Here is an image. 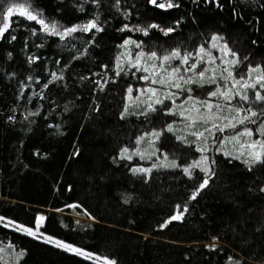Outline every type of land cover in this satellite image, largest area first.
I'll return each instance as SVG.
<instances>
[{
    "label": "trees",
    "instance_id": "trees-1",
    "mask_svg": "<svg viewBox=\"0 0 264 264\" xmlns=\"http://www.w3.org/2000/svg\"><path fill=\"white\" fill-rule=\"evenodd\" d=\"M9 2L0 0V10ZM162 2L166 0H157ZM172 3L178 7L160 8L150 0H32L46 21L62 26L60 31L90 20L101 29L77 31L64 40L41 31L19 10L7 20L0 16V28L8 25L0 37V264H102L101 257L116 264H264V193L260 192L264 165L249 171L242 161L250 150L241 148L264 139L256 132L258 124L247 125L253 136H242L229 146L226 141L218 149V141L244 126L215 131L213 139L205 131L213 122L186 127L191 121L179 115L178 107L190 108L192 101H185L191 95L201 102L196 107L203 108L216 85H185L191 93L162 88L139 79L149 75L143 68L151 71L157 60L144 56L137 65L140 71L132 67L141 51L164 55L176 48L192 52L205 45L215 57L241 61L234 72L237 78L247 73L249 65L264 68V0ZM152 24L159 28H149ZM125 25L128 28L121 31ZM137 27L148 34L136 31ZM169 27L175 31L167 36L160 31ZM213 35L223 37L219 45L227 43L237 57L211 48ZM117 57L123 69L119 75ZM29 58L34 62L29 63ZM216 64L231 67L220 60ZM52 73L62 79L49 84ZM258 75L254 73L250 82ZM149 87L160 89L154 99L164 100V93L170 92L176 94L174 101L140 102L137 91ZM214 99L216 124L223 126L237 117L222 97ZM149 103L157 111L141 115ZM168 109L176 114H166ZM169 124L172 132L165 131ZM154 130L162 132L158 139L145 135ZM197 131L208 137L209 150L204 154L209 164L215 161V175L190 199L203 173L195 169L189 178L181 167L159 165L164 154L182 166L200 157L197 148L204 146V140L191 135ZM141 136L139 152H159L163 159L155 161L158 167L150 174L134 175L132 169L139 161L131 151H137ZM124 148L131 159L119 158ZM238 155L240 159L233 158ZM179 213H183L179 219H171ZM38 216L44 217L39 229ZM17 225L33 229L35 235ZM45 237L93 255L70 252L46 243ZM18 253L23 255L17 257Z\"/></svg>",
    "mask_w": 264,
    "mask_h": 264
},
{
    "label": "snow or ice",
    "instance_id": "snow-or-ice-1",
    "mask_svg": "<svg viewBox=\"0 0 264 264\" xmlns=\"http://www.w3.org/2000/svg\"><path fill=\"white\" fill-rule=\"evenodd\" d=\"M150 2L160 8L178 7V5L172 3V0H166V3H157V0H150ZM117 3H119V0H117ZM16 10H20V16L26 17L27 20L34 21L36 24L40 25L41 31L46 32L49 35L59 36L61 40H64L66 36H71L72 33H75L77 31L87 32L91 29L101 31V29L97 27L95 20H90L87 22V24L75 25L70 28H65L63 31H60V28L62 26L55 21H46L43 17V12L35 9L32 4V0H10V2L7 4L6 9L0 10V16L7 20L9 16H11ZM148 27L159 28V25L152 24ZM7 28V24H5L3 28H0V37L3 36V33ZM127 28L128 25H125L124 28L121 29V31ZM135 30L143 31L145 35L148 34L147 29H141L137 27ZM160 31H162L164 35L167 36L169 33L174 32L175 29L171 27L167 29L161 28ZM33 34H36V29H33ZM12 39L14 40L16 39V37L13 36ZM222 40L223 37L213 35L211 37V48H218L219 51L224 53V56L231 55L232 57H237V53L228 48L227 43H224L222 46L219 45V42ZM128 43L129 41H125V44ZM137 47H139V45H137ZM144 56H147L148 60L158 61V63L151 65V71L148 67L143 68V71L149 73V75L139 77V79H143L145 81H148L150 77H152L150 81L151 84H159L162 88L174 87L177 90L187 91L189 93L192 92V88L184 87L185 85H198L200 87H203L205 84L216 85L215 90L209 93V97H222L225 101L228 102L229 111H235L237 117H239L238 119L237 117H232L231 119H228L227 123H224L223 126L216 124L214 121L219 117H217L216 113L212 112L213 105L211 103H208L207 101L202 102L206 106L208 111L201 112L200 109L196 107V105L201 102L196 100L191 95H189L188 99L185 101V103H188V101H192L190 108H184L183 105H180L178 107L181 109L179 115L183 116L185 120L191 121V124L186 125V127H192L198 121L204 123L210 121L213 122L212 128L205 129V131L209 133V135L213 136V138H215L213 130L224 133L226 129L235 130L237 128V125L244 126L242 131L234 132L230 137H225L224 140H220L217 145L218 149L221 148L226 141H239V138L242 136H253V129L247 127L248 124H258L256 132L260 137H264V68H261V66L253 67L249 65L247 73L244 75H240L239 78H237V76L234 75V72L241 61L238 58L224 61L223 56H213L211 50L208 49L205 45L199 46L198 49L192 52H182L180 48H176L164 55H158L156 51H152L151 53H145L141 51L135 54L136 63L132 65V67H135L137 71L141 70L139 67H137V65L140 63L141 59ZM205 57H207V59H205ZM119 59L120 58L117 57L118 68ZM245 59H247V57H245ZM177 60L179 61V63L174 65L172 62ZM217 60H220L221 63H226L231 67H221L220 64H216ZM189 61L192 62L189 63ZM32 62H34V58H29V63ZM122 70V68H119L116 74L119 75L120 71ZM188 73H190L191 75H186ZM217 73H219V75H217ZM254 73H259V75L256 77L255 82H250ZM157 76L159 77V79L156 78ZM29 79H31V77H29ZM58 79H62V77L57 76L55 73H52V80H49L48 83L51 84L53 83V81ZM219 81H223V83L220 84ZM96 83L100 85L101 88H103V85L100 84L99 81H97ZM258 85L259 87H257ZM44 87L47 88L48 84H45ZM132 91V88L129 87V89L127 90L129 97H131ZM141 91H147L151 93V97H157L160 89L149 87L148 89ZM175 95V93L165 92L164 100L174 97ZM164 100L157 98L154 100V103L157 105L163 104ZM233 100H236L235 105H232ZM253 105H258L259 107H253ZM215 107L217 108V110L220 109L219 104L215 105ZM154 111H157V109L153 107V103H149L147 106V111L141 113V115L147 116L149 112ZM126 114L127 105H125L124 112L121 113V118L123 119ZM166 114H176L175 109H168L166 111ZM29 115H35V113H29ZM165 131L172 132L173 126L169 124L166 127ZM145 135L154 136L158 139L162 135V132L154 130L153 132L146 133ZM191 135L195 136L197 140H204V146L197 148V151L201 153L199 159L193 160L190 164L182 166L178 165L175 159L168 161V156L165 154L164 159L165 161H168V163H162L161 165H159V167H181L183 173L189 178H192L193 171L195 169H199V171L203 173L204 178L199 183L198 187L193 191L190 197V199H195L198 193L208 186L210 179H212V177L215 175V171L213 168L215 161L213 160L211 161V164H209V157L204 154L209 150L208 137L205 136L204 132H192ZM143 139V136L138 137L136 143L139 144ZM176 139L178 141H183L184 137L177 136ZM151 143H154V141H151ZM245 147H247L250 151H248L247 153L248 158L244 159L242 163L246 165L249 171H252L253 167L257 164L264 165V139L252 140L251 142L247 143V145L241 144V148ZM257 149H259V151H257ZM128 153V148L122 149L119 154V158L131 159V155H128ZM136 154L137 153L135 151L132 152V155ZM225 155L227 156L230 154L225 152ZM241 155H244V153L242 152ZM141 158H145L143 154H141ZM233 158L240 159V156L238 155ZM156 167H158V165L153 164L151 168H133L132 173L134 175L141 173L150 174L153 168ZM145 183H147V180H145ZM260 192L264 193V186L260 188ZM71 207L76 206L73 205ZM177 207L179 208V206ZM185 211H187V208H185ZM182 215L183 213H179L178 215L172 216L171 219H179ZM43 220V216L37 217V229H39L40 222ZM16 227L22 229L28 235H35L33 229L31 228L19 225H17ZM45 242H52L55 243L57 247H63L65 250L80 253L79 249L73 248L71 245L65 244L58 240L53 241L50 237H45ZM22 255L23 253H18L17 257H20ZM84 255L88 256L89 254L84 253ZM229 259L231 260L232 258L230 257ZM112 264H115V262H112ZM236 264H239V262H236Z\"/></svg>",
    "mask_w": 264,
    "mask_h": 264
},
{
    "label": "rangeland",
    "instance_id": "rangeland-1",
    "mask_svg": "<svg viewBox=\"0 0 264 264\" xmlns=\"http://www.w3.org/2000/svg\"><path fill=\"white\" fill-rule=\"evenodd\" d=\"M20 11V10H19ZM3 28V27H2ZM64 30V29H63ZM62 30V31H63ZM151 81V79H149V84L151 83L150 82ZM195 87V86H194ZM142 90H146V89H142ZM137 93H138V96H139V98L138 99H140V102H147V101H153V100H155L154 98L155 97H151V93H149V92H147V91H141V90H138L137 91ZM151 97V98H150ZM163 99H164V95H163V97H162ZM169 99H171V100H173V98L171 97V98H169ZM174 101V100H173ZM184 101H185V97L183 96L180 100H178L177 102H179L180 104H183L184 103ZM207 102L208 103H211V104H213L214 105V103H215V99H214V97H208V99H207ZM148 103V102H147ZM199 109H200V111L201 112H207L208 111V109L206 108V106L204 105V107L203 108H200V107H198ZM216 121V120H215ZM214 121V122H215ZM238 129V128H237ZM214 131V137H216V132H215V130H213ZM238 131H242V128H240ZM228 137H230V136H228ZM213 139H215V138H213ZM239 140H240V138H239ZM219 142V141H218ZM235 144V143H238V141H232V142H227V144H228V146H229V144ZM249 143V142H248ZM149 144V143H148ZM145 145V146H147L148 148H149V150H150V147H149V145ZM224 144H226V143H224ZM223 144V145H224ZM246 145V144H245ZM138 148H137V151H136V149H134V148H132V151H131V153L133 152V151H135L136 153L137 152H139L141 149H142V145H141V143H139L138 145ZM225 146V145H224ZM153 147V146H152ZM154 148V147H153ZM245 148H247V147H245ZM147 151H148V149H147ZM257 151H259V149H257ZM140 154H142L141 152H139ZM154 153V154H153ZM145 154H147V152L145 151ZM145 154H143V156L145 157V158H141V155H139V154H136V155H134V156H136V157H138V163H136V164H134V166H135V168H149L150 166H152L153 164H156L155 163V161L157 160V159H160V160H162L163 159V154L161 155L159 152H152V153H149V155H145ZM154 155V156H152V157H150L151 155ZM165 155V154H164ZM133 156V155H132ZM150 157V158H149ZM197 159H199V157L197 158ZM192 162V161H191ZM190 162V163H191ZM164 163H168V161L166 162L165 161V159H164ZM52 240L53 241H55V240H58V241H61V242H63V243H65V244H68V245H71L73 248H76V249H79L80 250V253H77V252H74V251H70V252H73V253H76V254H79V255H81V256H85L84 255V253H86V254H89L88 256H85V257H91L93 254L92 253H90V252H88V251H86V250H84V249H82V248H79V247H77V246H75V245H73V244H71V243H68V242H66V241H64V240H60V239H57V238H52ZM61 248H63V247H61ZM64 249V248H63ZM69 251V250H68ZM99 261L102 263V264H112V262H114V260L112 259V258H109V257H101L100 259H99ZM116 264V263H115Z\"/></svg>",
    "mask_w": 264,
    "mask_h": 264
},
{
    "label": "water",
    "instance_id": "water-1",
    "mask_svg": "<svg viewBox=\"0 0 264 264\" xmlns=\"http://www.w3.org/2000/svg\"><path fill=\"white\" fill-rule=\"evenodd\" d=\"M39 217V216H38ZM43 221H41L40 223H42Z\"/></svg>",
    "mask_w": 264,
    "mask_h": 264
}]
</instances>
